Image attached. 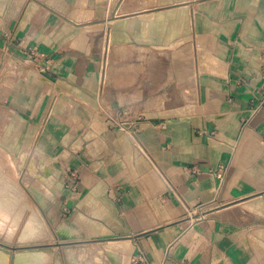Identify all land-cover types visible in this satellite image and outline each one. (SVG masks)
<instances>
[{
	"label": "crops",
	"instance_id": "0c3cea01",
	"mask_svg": "<svg viewBox=\"0 0 264 264\" xmlns=\"http://www.w3.org/2000/svg\"><path fill=\"white\" fill-rule=\"evenodd\" d=\"M1 193L52 264H264V0H0Z\"/></svg>",
	"mask_w": 264,
	"mask_h": 264
},
{
	"label": "rangeland",
	"instance_id": "374dc122",
	"mask_svg": "<svg viewBox=\"0 0 264 264\" xmlns=\"http://www.w3.org/2000/svg\"><path fill=\"white\" fill-rule=\"evenodd\" d=\"M8 196L16 203L15 210L12 212L13 217L17 218V222L24 215L25 218L22 222L21 228L20 226L17 228V231L20 229L17 237L16 233H14L16 232L15 230L13 231L14 234L12 236L9 237L7 235L10 227H7L2 231L3 235L0 236V264H52V245H54L52 244V227L47 226L43 220H41V222L33 210L26 213L24 206H20L18 200H16L18 199L16 194H8ZM15 212L21 214L20 218L14 216ZM32 216L34 219H31L33 218ZM29 219L32 221L30 220L29 222ZM31 225H34L33 228H31ZM31 229H36V231Z\"/></svg>",
	"mask_w": 264,
	"mask_h": 264
},
{
	"label": "built area",
	"instance_id": "2783aa9c",
	"mask_svg": "<svg viewBox=\"0 0 264 264\" xmlns=\"http://www.w3.org/2000/svg\"><path fill=\"white\" fill-rule=\"evenodd\" d=\"M105 51H107V47ZM29 60L30 61L36 60V57L34 56L33 52H31ZM45 68H46L45 65H38V70L40 72L44 71ZM111 120L113 124L118 126V128L127 132L130 135V138L132 139V142L135 145V147L138 148L144 156H147V153L144 150V148L138 145V141L136 137L139 131L141 130L143 121H145V118L142 115V113H138L136 111L129 110V109H120V110L118 109L114 111L113 115L111 116ZM224 171H225V168L221 167V168H218L217 170L210 171V173L215 175L217 178L221 179L224 175ZM69 176L70 177L68 179V182L65 184V186L72 190H76V186H77L76 184H77V179H78L77 171L72 170L69 173ZM164 179H165L168 191L172 195L177 196V193L174 190V187L171 185L170 181L165 177ZM138 256H139L140 261H146V257L144 256V254L140 253Z\"/></svg>",
	"mask_w": 264,
	"mask_h": 264
},
{
	"label": "bare ground",
	"instance_id": "6f19581e",
	"mask_svg": "<svg viewBox=\"0 0 264 264\" xmlns=\"http://www.w3.org/2000/svg\"><path fill=\"white\" fill-rule=\"evenodd\" d=\"M11 195H13V194H11ZM13 197V196H12ZM14 198V197H13ZM17 200V199H16ZM15 206H16V203L14 202V200L12 199V198H10L9 196H8V194L6 193H4V194H0V207L1 208H3L4 210H6L7 212H14V210H15ZM18 209V208H17ZM7 215V214H6ZM20 213L19 212H15V214H14V216H16V217H18V218H20ZM33 217V216H32ZM16 221H17V218H14ZM31 219H34V217L33 218H31ZM31 219H29V222H30V220ZM32 221V220H31ZM26 223H27V221H26ZM32 223V222H31ZM30 224V223H29ZM25 225V224H24ZM28 226V225H27ZM30 226V225H29ZM34 226V225H33ZM33 226L31 225V228H33ZM26 229H28V228H26ZM31 230H33V229H31ZM13 231H14V228H11L10 230H8V233H7V235L10 237V236H12L13 235ZM26 231V230H25ZM33 231H36V229L35 230H33ZM30 232V231H29ZM37 232H38V230H37ZM30 233H32V232H30ZM23 235H25V234H23ZM34 235H35V233H34ZM33 236V235H32ZM23 238V237H22ZM30 239V238H29ZM28 240V239H27Z\"/></svg>",
	"mask_w": 264,
	"mask_h": 264
}]
</instances>
